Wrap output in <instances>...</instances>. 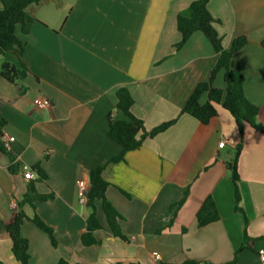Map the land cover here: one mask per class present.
<instances>
[{"label": "crops", "instance_id": "1", "mask_svg": "<svg viewBox=\"0 0 264 264\" xmlns=\"http://www.w3.org/2000/svg\"><path fill=\"white\" fill-rule=\"evenodd\" d=\"M195 1L41 0L29 8L36 22L28 34L17 27L29 74L20 85L0 76L1 132L15 139L8 146L2 139L5 152L0 143V264H19L5 227L28 190L24 167L44 172L35 188L52 198L22 209L51 227L57 241L53 246L25 220L21 234L30 244L29 264H262L264 134L246 124L241 141L235 119L222 107L207 125L183 113L220 56L202 32L176 48L182 39L178 15ZM208 9L225 49L247 38L231 68L246 78L245 95L260 108L257 120L264 126V0H211ZM214 87L226 88L224 70ZM122 88L130 91L131 112L148 131L175 124L127 153L125 162L106 166L107 198L122 217L127 240L114 236L96 202L102 229L93 233L97 244L85 246L91 210L80 202L79 182L89 190L90 172L122 151L108 138L109 116L130 121L118 107ZM39 96L49 98L51 107L39 109ZM207 100L204 95L200 102ZM240 144L242 213L235 210L226 167ZM209 196L221 218L201 228L197 214Z\"/></svg>", "mask_w": 264, "mask_h": 264}, {"label": "trees", "instance_id": "2", "mask_svg": "<svg viewBox=\"0 0 264 264\" xmlns=\"http://www.w3.org/2000/svg\"><path fill=\"white\" fill-rule=\"evenodd\" d=\"M210 1L211 0H197L193 2L185 12L178 15L177 19V28L182 37L181 41L176 45L178 50L187 43L195 32H202L212 44L215 52L220 55L217 64L212 70L209 81L201 83L196 87L183 113L207 125L214 117L218 116L219 108L222 107L235 119L242 141L244 126L246 124L264 134V126L257 120L260 108L251 103L245 95L244 85L246 78L241 73L231 68L232 57L247 45V38H237L229 49H225L223 47L222 37L215 28V24L218 21L212 16L208 9ZM0 2L3 6V9L0 10V76L11 84L20 85L27 78L29 69L23 60L24 45L17 36V27L20 26L24 34L29 33L32 25L36 22L30 15L29 8L33 5H38L41 0H0ZM262 46L264 48V40ZM221 70L225 72L226 88L224 90L214 87L215 78ZM204 95H207L208 100L203 105L200 101ZM117 98L119 109L130 121L112 122L109 116L110 127L108 138L119 144L122 147V151L119 156L113 158L104 166H99L90 172V188L87 191V206L90 208L91 214L87 219V233L82 237V242L85 246L96 245L97 242L93 237V233L102 229L97 215L96 202H101L102 210L114 236L125 241L127 240L119 225V220H121L122 217L107 198V190L110 184L103 177L106 166L125 162L127 153L138 150L142 147L147 138H154L167 131L175 124L174 120L148 131L144 122L135 117L131 112L134 99L130 91L126 88L120 89L117 92ZM4 124L5 121L1 120L0 143L5 152L7 150L3 145V133L1 132ZM241 147L242 144L237 146L234 159L226 164L235 187V210L239 213L243 212L239 206L241 196L238 188V183L240 181L238 174V159ZM15 167L16 165L14 164L10 168L11 172H15ZM32 168L37 172L38 178L29 181L27 193L23 201L19 204L20 209L5 227V234L12 242V253L19 264H29L31 259L29 241L21 234L23 223L25 220L30 219L26 216L22 207L25 204H30L32 208L35 209V202L47 201L52 198V196H42L37 193L35 183L40 180H45L46 175L39 167ZM185 194H188V192ZM220 218L217 205L214 199L209 196L197 214L198 225L201 228L206 227L218 222ZM30 221L50 237L53 246H57L54 231L51 227L38 216H35L34 219ZM245 236L248 241L246 230ZM57 264H68V262L65 259H61ZM185 264L199 263L186 262ZM231 264H235V261Z\"/></svg>", "mask_w": 264, "mask_h": 264}, {"label": "built area", "instance_id": "3", "mask_svg": "<svg viewBox=\"0 0 264 264\" xmlns=\"http://www.w3.org/2000/svg\"><path fill=\"white\" fill-rule=\"evenodd\" d=\"M35 105L39 108V109H47L49 107H51V101L49 98L45 97V96H39L35 101H34ZM15 139L13 137H6L3 135V142L5 144V146H8L9 142L14 141ZM225 143L221 142L219 147H224ZM27 180L28 181H33L36 180L38 178L37 172L32 168V167H24L23 169ZM79 190H80V202L86 203L87 202V187L85 186V184L83 182H79ZM260 260L261 263L264 264V253L263 251H260Z\"/></svg>", "mask_w": 264, "mask_h": 264}, {"label": "rangeland", "instance_id": "4", "mask_svg": "<svg viewBox=\"0 0 264 264\" xmlns=\"http://www.w3.org/2000/svg\"><path fill=\"white\" fill-rule=\"evenodd\" d=\"M0 64H1V61H0Z\"/></svg>", "mask_w": 264, "mask_h": 264}]
</instances>
